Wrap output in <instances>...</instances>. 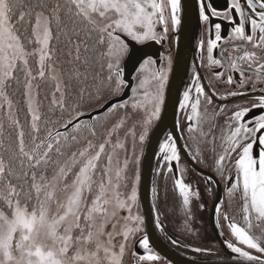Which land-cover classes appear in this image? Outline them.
Returning <instances> with one entry per match:
<instances>
[{
  "label": "snow or ice",
  "instance_id": "obj_1",
  "mask_svg": "<svg viewBox=\"0 0 264 264\" xmlns=\"http://www.w3.org/2000/svg\"><path fill=\"white\" fill-rule=\"evenodd\" d=\"M197 7L208 33L206 41H197L198 59L212 77L202 83L194 66L178 107L195 145L192 158L203 163L201 144L209 145L229 201L239 198L242 222L223 211V198L214 205L216 227H224L222 216L236 241H225L226 248L236 254L235 264L241 259L264 264V0H226L223 10L211 0H197ZM181 12L182 0H0V264H124L129 241L136 243L132 238L143 224V217L132 213L140 174L138 167L129 174L127 137H133L134 148L139 127L143 143L160 117L172 64L161 56L157 66L136 45L161 43L169 28L175 33ZM212 18L233 25L227 37ZM138 53L144 58L133 86L122 64ZM220 83L241 90L221 96ZM258 86L250 106L209 111L214 98L250 95ZM129 88L131 96L119 99ZM17 91L20 100L12 98ZM86 102L103 113L100 120L82 110ZM254 109L258 114L249 118ZM98 127L104 129L99 135ZM158 155L172 172L171 162L180 156L171 134L159 144ZM174 185L186 209L191 196L200 197L180 176ZM156 226L163 227L158 214ZM138 244L145 250L132 249L138 264L161 260L147 234Z\"/></svg>",
  "mask_w": 264,
  "mask_h": 264
},
{
  "label": "flooded vegetation",
  "instance_id": "obj_2",
  "mask_svg": "<svg viewBox=\"0 0 264 264\" xmlns=\"http://www.w3.org/2000/svg\"><path fill=\"white\" fill-rule=\"evenodd\" d=\"M214 7L218 10H223L226 7V0H211ZM182 21L178 30L173 33L169 28L166 38L161 43H155L156 53L152 58L157 61V66L161 62V56L170 57L172 64L168 73L169 80L165 87V96L167 87L171 78L172 70L174 67L177 51L183 36L185 35L188 40V59L186 69L183 77L179 83L176 98L173 100L170 110H168V117L162 122L160 129L157 131V138L153 140L150 145L149 139L154 132L155 128L161 123L164 112V104L161 107V114L158 119L152 121L148 127V133L145 141L140 143V159L138 166L135 162L130 164L129 174H134L137 167L139 169L140 181L138 184V202L140 206V213L143 217L142 230L135 234L132 238L136 241L133 245L131 242L130 249L124 257V264H138L137 257L132 255V249L138 254H144V249L139 247L138 240L146 234L147 227L151 230L150 247L157 253L161 260L158 262L145 261L143 264H235L233 257L236 254L231 253L226 248L225 241L235 243L234 237L231 236L230 230L227 228L222 216L219 218L220 224L224 225L223 228L216 227V214L214 205L220 202L219 198H223V211L227 212L230 217H234L237 222H242V214L239 211V198L236 197L229 201L226 195V183L221 180L216 174L213 164V154L208 151L209 145L201 144L203 156L201 157L204 162H199V159H193L192 154L195 150L190 140V134L187 131L186 114L179 110L178 104L182 92L191 82V75L193 67L200 73L202 83L208 84L212 77V70L206 68L201 64L198 57L201 55L197 51V41L203 38L205 41L208 38V33L205 31L204 26L198 19L197 0H182ZM222 24V34L227 37L231 27L233 26L226 20L219 18H212L211 24ZM157 31L163 35V27L157 26ZM214 38V27L212 29ZM223 43V42H222ZM206 57L207 52L203 53ZM214 55L219 56V50H215ZM166 63V62H165ZM206 64V60L204 61ZM222 71V69H220ZM148 70L145 75H148ZM134 75V85L136 83ZM226 78V76H225ZM238 79V76L236 77ZM133 85V86H134ZM259 87L256 92L250 95L229 97L227 100L221 98H214L213 105L209 107V111L213 108H219L224 105L229 110H234V106L238 104H247L250 106V101L254 100L255 95L259 94ZM241 90L235 85H227L220 83L216 91L223 96L228 91ZM251 91V85L248 87ZM195 93L193 92V95ZM258 114L257 110L249 115ZM230 115V111L226 112L224 116L219 117V123L223 124L225 116ZM179 122V123H178ZM208 126H204L207 131ZM171 134L176 141L177 149L179 152V162L172 161V172L167 171V165L161 163V156L159 153V144L165 139L166 135ZM219 134V130H217ZM199 138V134L196 133ZM187 145V147H186ZM151 149V154L148 160L149 166L143 168L146 161L147 151ZM258 151V149H257ZM230 166V165H229ZM157 169H163L158 174ZM144 172H148L143 178ZM180 176L184 182L191 186L192 191H199L200 197H190V203L186 209L183 206L182 197L179 191L175 188L174 178ZM215 177L214 182H209L208 177ZM145 182L148 196V219L144 215L143 209L140 205V188L142 182ZM153 188L157 191L154 193ZM203 204V208L200 205ZM155 206V207H154ZM159 215L162 228L156 226V217ZM150 218V220H149ZM243 226V225H242ZM258 231V230H257ZM223 232V235H221ZM176 240L177 243L173 244L172 241ZM201 248L208 250L207 252H196L193 249ZM163 250L167 255H164ZM248 250V249H245ZM253 251L254 254H257ZM238 264H249L242 259Z\"/></svg>",
  "mask_w": 264,
  "mask_h": 264
},
{
  "label": "water",
  "instance_id": "obj_3",
  "mask_svg": "<svg viewBox=\"0 0 264 264\" xmlns=\"http://www.w3.org/2000/svg\"><path fill=\"white\" fill-rule=\"evenodd\" d=\"M155 43L156 42H154V41H149L146 43L145 46L136 45V48L140 49L143 53H146L147 55L153 56V54L156 53ZM137 56L139 57V59L137 58ZM137 56H134L132 59L128 60L126 66L122 64V67H125L127 79L130 82H132L133 85H134V75H135V73L139 67V63L142 62V59L144 58L139 53L137 54ZM187 59H188V40H187V37L184 35L183 39L181 40V43L179 45L178 51H177V55H176L174 67L172 70L171 78H170V81H169V84L167 87L166 96H165V100H164L163 118H162L161 123L159 122L158 126L155 128L154 132L152 133V135L149 139V142L151 141L150 145H152L153 140L157 138L156 137L157 131L160 129L162 122L165 120L166 117H168V110H170L172 102L176 98L175 95L177 94L179 83H180V81L183 77L184 71L186 69ZM130 96H131V90L129 88L127 90V94L122 95L121 97H119V99L127 100ZM112 102L116 103L117 100L114 99ZM88 113H90L91 116L94 118L103 115V113L95 112L93 110H91ZM82 119L84 121H88L89 117L86 115ZM150 154H151V149L149 148V150L147 151V154H146L147 158L143 164V168L144 167L147 168V166H149L148 160H149ZM147 173L148 172H144V175H143L144 179H145V175ZM139 194H140V205L143 209L144 215H145L146 220H147L148 215H149V209H148V202L149 201H148L147 189L145 187L144 180L141 184ZM149 220H150V218H149ZM146 234L151 237V230L148 227H147ZM161 252L164 255H167L163 250H161Z\"/></svg>",
  "mask_w": 264,
  "mask_h": 264
},
{
  "label": "rangeland",
  "instance_id": "obj_4",
  "mask_svg": "<svg viewBox=\"0 0 264 264\" xmlns=\"http://www.w3.org/2000/svg\"><path fill=\"white\" fill-rule=\"evenodd\" d=\"M119 118V115H118V117L116 118V119H118ZM115 121V120H114ZM129 126H130V123H129ZM125 131H127V129H124V130H122L120 133H119V135H120V137L123 139L124 138V133H125ZM136 138H135V144H134V148H133V143H134V141H133V137L131 136V135H129L128 137H127V154H128V156H129V159H130V161H132L133 163L135 162V159H136V157H139V159H140V150H141V146H140V142H139V139H138V137H139V134H140V132L142 131V129L141 128H137L136 130ZM123 156H124V153H123V151H121V159L123 158ZM135 173V172H134ZM130 175H132L131 173H130ZM132 213L135 215V214H139L140 216H141V213H140V206H139V202H138V200H137V205L136 206H134L133 207V209H132ZM127 213L126 212H124V213H122V215H126ZM131 242H132V240L130 239V241H129V244H130V246H131Z\"/></svg>",
  "mask_w": 264,
  "mask_h": 264
},
{
  "label": "trees",
  "instance_id": "obj_5",
  "mask_svg": "<svg viewBox=\"0 0 264 264\" xmlns=\"http://www.w3.org/2000/svg\"><path fill=\"white\" fill-rule=\"evenodd\" d=\"M10 91H11V90H10ZM41 95L43 96V92L41 93ZM12 98H13L14 100H20V99H21V94H20V92L17 91L16 94H15V96H13ZM95 108H96V105H95L94 103H87V102H86L85 105H84V108H83L82 110L85 111V112H90L91 110H93V109H95ZM57 115H59V113H57ZM118 115H119V114H117L116 116H113V117H112V120H113V121L116 120V118L118 117ZM101 117H102V115L96 117L95 119H96V120H100ZM21 120H22V122H23V113H21ZM85 122H87V121H85ZM109 126H110V125H109ZM97 131H98V135H99V134H101V133L104 131V129L98 127Z\"/></svg>",
  "mask_w": 264,
  "mask_h": 264
}]
</instances>
